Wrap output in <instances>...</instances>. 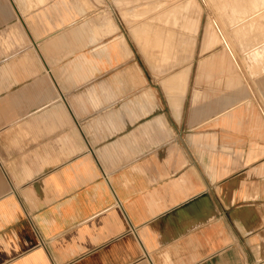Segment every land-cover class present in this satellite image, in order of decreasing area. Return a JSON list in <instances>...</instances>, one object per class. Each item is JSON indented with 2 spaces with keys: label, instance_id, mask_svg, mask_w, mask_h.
Instances as JSON below:
<instances>
[{
  "label": "crops",
  "instance_id": "obj_1",
  "mask_svg": "<svg viewBox=\"0 0 264 264\" xmlns=\"http://www.w3.org/2000/svg\"><path fill=\"white\" fill-rule=\"evenodd\" d=\"M0 264H264V0H0Z\"/></svg>",
  "mask_w": 264,
  "mask_h": 264
},
{
  "label": "bare ground",
  "instance_id": "obj_2",
  "mask_svg": "<svg viewBox=\"0 0 264 264\" xmlns=\"http://www.w3.org/2000/svg\"><path fill=\"white\" fill-rule=\"evenodd\" d=\"M188 2H189V1H188ZM180 3H181V2H180ZM184 5H185V4H184ZM213 5H214V4H213ZM186 6H187V5H186ZM169 7H170V6H169ZM194 7H195V6H194ZM215 7H216V6H215ZM218 7H219V6H218ZM184 11H185V10H184ZM232 19H233V18H232ZM232 19H231V20H232ZM232 21H233V20H232ZM241 21H242V20H241ZM238 22H239V21H238ZM242 23H243V22H242ZM215 31H216V30H215ZM253 31H254V30H253ZM253 31H252V32H253ZM232 32H233V31H232ZM219 33H220V32H219ZM216 34L218 35V32H217ZM240 36H241V35H240ZM219 39H220V38H219ZM241 47H242V46H241ZM244 47H245V46H244ZM242 48H243V47H242Z\"/></svg>",
  "mask_w": 264,
  "mask_h": 264
},
{
  "label": "rangeland",
  "instance_id": "obj_3",
  "mask_svg": "<svg viewBox=\"0 0 264 264\" xmlns=\"http://www.w3.org/2000/svg\"><path fill=\"white\" fill-rule=\"evenodd\" d=\"M224 16L227 17V15H224ZM223 33H224V36L226 37L227 30H223Z\"/></svg>",
  "mask_w": 264,
  "mask_h": 264
}]
</instances>
